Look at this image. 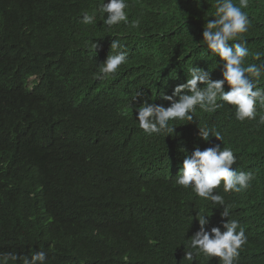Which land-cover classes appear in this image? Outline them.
<instances>
[{
  "label": "trees",
  "instance_id": "trees-1",
  "mask_svg": "<svg viewBox=\"0 0 264 264\" xmlns=\"http://www.w3.org/2000/svg\"><path fill=\"white\" fill-rule=\"evenodd\" d=\"M130 1L129 20L140 19L138 28L98 24L93 34L119 39L130 57L143 33L161 31L150 56H161L179 75L196 66L222 78L218 58L202 47L215 0ZM102 2L0 0V253L44 250L47 264H189L183 256L198 230L196 213L210 216V231L221 209L177 185L160 154L182 157L193 145L210 147L211 136L200 144L202 125L220 131L225 144L238 123L235 110L197 108L194 122H176L170 136H122L130 111L109 88L90 94L77 85L68 65L86 42L65 21L87 10L99 22ZM244 11L248 62L256 52L264 59V0H249ZM182 83L138 90L156 98ZM256 181L264 189L262 173ZM213 261L195 256L192 264Z\"/></svg>",
  "mask_w": 264,
  "mask_h": 264
},
{
  "label": "clouds",
  "instance_id": "clouds-1",
  "mask_svg": "<svg viewBox=\"0 0 264 264\" xmlns=\"http://www.w3.org/2000/svg\"><path fill=\"white\" fill-rule=\"evenodd\" d=\"M132 1L107 0L98 5L102 17L87 10L68 21L69 27L82 30L77 36L86 42L76 55L70 57L75 82L92 94L97 88H109L117 102L130 111L128 136H170L176 122H194L199 108L214 113L226 105L234 108L238 121L233 132L222 144L221 132L207 125L198 128L200 144L214 140L203 150L196 145L182 157L165 152L160 161L175 176V183L220 208V220L206 230L209 217L197 212L198 230L191 236L183 260L192 264L195 256L205 260L214 257L212 264H264V189H260L259 174L264 182V59L250 52L244 38L250 27L249 0H215L214 18L203 26L202 47L217 57L221 79L211 76V70L191 66L187 76L179 75L163 65L161 56H150V50L160 41L161 31L145 32L130 52L119 39L96 37L98 24L111 29L121 23L132 28L140 26V19L129 20ZM35 79L30 77L28 81ZM182 80L170 94L160 91L152 98L139 87ZM227 87V91L225 88ZM164 105H169L165 107ZM244 121L254 123L245 124ZM211 142V141H210ZM69 192L71 189H65ZM231 215L234 219L228 218ZM221 229H224L222 232ZM47 264L44 250L30 256L14 252L0 253V264Z\"/></svg>",
  "mask_w": 264,
  "mask_h": 264
},
{
  "label": "bare ground",
  "instance_id": "bare-ground-1",
  "mask_svg": "<svg viewBox=\"0 0 264 264\" xmlns=\"http://www.w3.org/2000/svg\"><path fill=\"white\" fill-rule=\"evenodd\" d=\"M161 82H162V81H161ZM126 135H127V133H125V132L122 134V136H124V137H125Z\"/></svg>",
  "mask_w": 264,
  "mask_h": 264
}]
</instances>
